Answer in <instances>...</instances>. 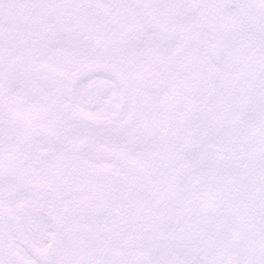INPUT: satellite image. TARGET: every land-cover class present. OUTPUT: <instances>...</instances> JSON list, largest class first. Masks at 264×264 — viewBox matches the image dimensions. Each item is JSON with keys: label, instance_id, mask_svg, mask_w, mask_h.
Listing matches in <instances>:
<instances>
[{"label": "snow or ice", "instance_id": "obj_1", "mask_svg": "<svg viewBox=\"0 0 264 264\" xmlns=\"http://www.w3.org/2000/svg\"><path fill=\"white\" fill-rule=\"evenodd\" d=\"M0 264H264V0H0Z\"/></svg>", "mask_w": 264, "mask_h": 264}]
</instances>
